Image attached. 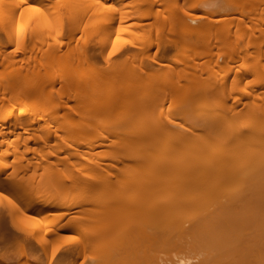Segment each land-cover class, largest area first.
Returning <instances> with one entry per match:
<instances>
[{
	"label": "bare ground",
	"instance_id": "1",
	"mask_svg": "<svg viewBox=\"0 0 264 264\" xmlns=\"http://www.w3.org/2000/svg\"><path fill=\"white\" fill-rule=\"evenodd\" d=\"M105 1L58 3L120 11ZM138 1L131 26L157 38L100 67L78 46L33 54L10 10L27 0H0V242L33 250L0 264H264V0Z\"/></svg>",
	"mask_w": 264,
	"mask_h": 264
},
{
	"label": "rangeland",
	"instance_id": "2",
	"mask_svg": "<svg viewBox=\"0 0 264 264\" xmlns=\"http://www.w3.org/2000/svg\"><path fill=\"white\" fill-rule=\"evenodd\" d=\"M61 1L63 2V0ZM137 1L138 0H121V3H116L113 0H106L104 2L105 6L109 4L110 2L116 3L117 7L115 6V8H120V11L118 12L116 11L115 13L112 10L114 14L111 13V11H110V14H107L109 13L108 8L110 7H112V9L114 8V5L112 6V4L110 3L111 5L108 8H105L104 10H102V12L100 10V13L97 17H96L97 13L93 15L91 12H94V10L98 12L97 11L98 8L100 7L102 8V6H100L99 3L98 5L100 7H97V4H96L97 9L95 8V6H92V8L88 9L87 6L85 8V6L83 5L82 7L78 5H74L73 7L66 8V6L68 7V5L65 2L64 4L66 6H64L63 3L62 4L58 3L59 0L57 2L58 4L56 3V5L54 2L53 3L51 2V6H50V2L48 1L42 2L41 0H27V2L19 4V6L14 5L16 7L15 9L10 7V10H12L14 15L16 14L17 17L16 16L14 17L18 19L16 21L14 19L15 21L13 23L14 26L18 27L21 30V32L25 34L26 41H29L31 39V34L34 31L38 34V37L40 35V37L38 38L39 40H37L38 42L36 43L35 46L24 45L25 48L29 49L30 51H33V54L35 53L40 54L41 49L42 50L47 49L48 51H51L55 47L56 48L59 47L57 51L59 50V52H62L63 50L65 51L68 50V46L71 45V46H74L75 49L82 48L83 52L85 51L88 52V54L92 56L95 64L97 66L103 67L105 65V61H104L105 54L110 55V57L115 60L118 56L120 49H139L137 45L135 44H137V42L138 44L142 42L143 41L142 38H146V39L157 38L158 30H157L156 22L155 23L153 22L154 24H152L151 26L140 25L136 28H133L131 26L132 18L130 17V15L127 16V14H132L135 11V9L138 7L139 1L138 2ZM17 3H19V0H11L12 5L17 4ZM45 3H49V6L51 8H49V6H47ZM53 4H54V7H52ZM88 6L90 7V5ZM153 6H154L153 7L154 16L157 17L158 14H160L159 10L163 9V6H160L159 4H154ZM42 7L45 9V11L47 8H49L48 9L49 11L45 13L44 11H42L43 9L41 10ZM141 7L143 9H147V6L144 4L141 5ZM103 8H104V5H103ZM7 10H9V8ZM7 15L5 17H7ZM122 17L123 19H121ZM149 18L144 17L142 20L153 21V16H150ZM135 19L138 20L139 18H135ZM90 21H94L93 22V26L95 28V33L93 32L94 34H91L89 31V28L92 27V23L90 26ZM247 24L249 23L245 22L243 27H246ZM60 27L62 28L61 33H64V34L61 35V37L59 36L58 38H56L55 37L57 36L56 32H58V30L60 31ZM92 29L93 28H91V30ZM88 33H90L91 37H88L89 36ZM2 35L3 34L1 33V36ZM1 38L2 40L6 39L5 33H4V36ZM132 39L136 40L133 45L132 43H130ZM46 40H49L52 43L55 42V45L54 44L50 45L52 43L45 44L44 42H46ZM85 40H88V42L86 41L87 42L86 43ZM8 46L10 47L13 45L10 44ZM76 46L78 47L76 48ZM69 48H72V47H69ZM154 48H156V45L154 46ZM7 178H9V176ZM7 178L4 179V182L8 181ZM100 198H101V201L106 200V197L100 196ZM100 198H98L97 200L99 201ZM4 204L6 206V203ZM4 204L1 203L0 208L5 207V206L2 207V205ZM2 212H3V215H1L2 218L0 217L2 221L0 222L1 224L0 227H3L2 225L4 224V222L8 227H10L7 222V221H10V218H8V214H7V213H10V211H1L0 214H2ZM4 214L7 216H5ZM4 218L6 221L2 220ZM18 222L20 223L19 227L21 228L26 227L28 229L29 228L31 229V226H33L31 222H25V221L23 222L18 221ZM78 223L79 225H77V228L81 227V229H76L77 231L76 230L69 231L68 235L70 232H72L73 236H69V237L66 236L67 238L65 237L66 238L65 240L67 243L63 240L68 246L69 245L73 246L75 245V243H80L81 240H83L84 238V233L89 232L90 229H93V227H95L94 226L95 224L96 225L98 224L96 223V218L91 217V215L87 219H82L78 221ZM12 226L15 227L16 224L15 226L11 224V227ZM13 227L11 229H13ZM14 229H17V227ZM0 232H1V229H0ZM24 248L28 250V253H32L33 251L29 247V244L26 241L16 240L14 239V237L13 238L8 237L6 238V240L4 239L3 241L1 240L0 242V251H2L5 254V255H2V258L3 259L6 258L5 260L10 259L11 261L9 260V262H13L14 260L12 258L14 257H9L8 255L6 256L7 250L8 252L9 250H11L10 251L11 254H13L12 252L16 251V254H17L21 252V250ZM94 248H103V243H98V244L93 243L92 247L88 245L89 250H92ZM33 257H34V260L36 259L37 263L39 264L47 262L46 258L39 253L33 254ZM81 260L83 259H78L76 261L75 257L71 255L67 258H64L63 262L70 263V264H85L84 260H83V263H80ZM85 262H87L86 259H85Z\"/></svg>",
	"mask_w": 264,
	"mask_h": 264
}]
</instances>
